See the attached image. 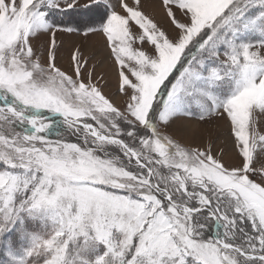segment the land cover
Returning <instances> with one entry per match:
<instances>
[{"label": "snow or ice", "instance_id": "snow-or-ice-1", "mask_svg": "<svg viewBox=\"0 0 264 264\" xmlns=\"http://www.w3.org/2000/svg\"><path fill=\"white\" fill-rule=\"evenodd\" d=\"M262 121L264 0H0V264H264Z\"/></svg>", "mask_w": 264, "mask_h": 264}, {"label": "rangeland", "instance_id": "rangeland-1", "mask_svg": "<svg viewBox=\"0 0 264 264\" xmlns=\"http://www.w3.org/2000/svg\"><path fill=\"white\" fill-rule=\"evenodd\" d=\"M57 40H58V42H62V44L64 46L62 51L65 53L64 63L66 65V62H67V49H68V47L71 44L78 42L77 38L69 37V36H66V35H64V36L58 35ZM113 91H114V89H113ZM259 126H260L261 130H264V121H262ZM223 131L225 133L226 148H230V141L227 139V135H226V133H227L226 126L224 127Z\"/></svg>", "mask_w": 264, "mask_h": 264}]
</instances>
